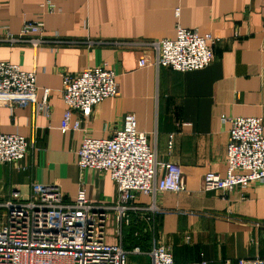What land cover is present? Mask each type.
Listing matches in <instances>:
<instances>
[{
	"label": "crops",
	"instance_id": "1",
	"mask_svg": "<svg viewBox=\"0 0 264 264\" xmlns=\"http://www.w3.org/2000/svg\"><path fill=\"white\" fill-rule=\"evenodd\" d=\"M25 20H43L44 31L24 42L0 41V61L35 70L38 98L50 88L51 108L49 115L34 105L0 110V132L29 143L22 160L0 163V227L11 193L27 200L40 184L58 185L66 203H74L83 186L93 203L114 204L118 192L110 173L81 168L78 150L85 136H113L133 113L157 161L180 164L186 190L139 194L137 205L158 208L154 224L150 212H130L121 238L117 213L110 212L106 241L130 252L140 247L129 264H151L147 252L155 240L172 249L175 264L264 258V182L229 196L203 188L208 172L227 170L230 126L222 116L264 122V0H0V38L20 36ZM178 25L221 37L209 66L182 72L154 64L149 43L175 38ZM32 39L44 42L34 46ZM141 59L153 63L140 66ZM103 64L116 73L118 94L95 105L88 118L74 110L72 123L80 120V127L63 132V77Z\"/></svg>",
	"mask_w": 264,
	"mask_h": 264
},
{
	"label": "built area",
	"instance_id": "2",
	"mask_svg": "<svg viewBox=\"0 0 264 264\" xmlns=\"http://www.w3.org/2000/svg\"><path fill=\"white\" fill-rule=\"evenodd\" d=\"M48 9L54 12L57 8L49 3ZM44 28L43 20H25L20 36L7 32L0 41L24 42V36L41 33ZM220 40L212 33L201 34L178 25L175 38L154 40L149 45L156 52L154 64L185 72L209 66ZM29 42L38 46L44 40ZM153 62L141 59L139 65ZM61 92L66 104L62 131L78 129L81 121L72 123L73 111L79 110L88 118L95 105L117 95V75L106 64L90 66L77 75H65ZM50 93V88H44L39 100L36 71L0 61V110L34 105L49 115ZM222 121L230 126L227 170L224 175L208 172L203 188L225 191L229 196L238 187L245 189L253 182H264V122L257 116L226 115ZM28 146L24 136L0 132V163L22 160ZM78 165L109 172L117 186V201L111 205L93 203L83 186L74 203L64 201L56 184L35 186L27 200L19 192H12L3 204L7 214L0 227V264H129L131 253L142 252L140 247L130 252L121 242L106 241L109 213H117L116 234L121 238L122 225L129 222L130 212H150L147 219L154 224L158 208L137 205L139 194L186 190L180 164L157 161L156 151L147 133L139 130L133 113L125 115L123 127L109 138L85 136L78 150ZM159 169L163 170L161 176ZM147 254L151 264H175L172 249L159 241L152 243ZM238 264H264V258L240 259Z\"/></svg>",
	"mask_w": 264,
	"mask_h": 264
}]
</instances>
